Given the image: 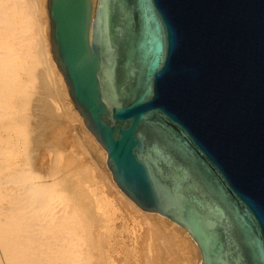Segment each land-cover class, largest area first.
<instances>
[{
  "label": "water",
  "instance_id": "obj_1",
  "mask_svg": "<svg viewBox=\"0 0 264 264\" xmlns=\"http://www.w3.org/2000/svg\"><path fill=\"white\" fill-rule=\"evenodd\" d=\"M52 54L120 189L201 264H264V0H48Z\"/></svg>",
  "mask_w": 264,
  "mask_h": 264
},
{
  "label": "bare ground",
  "instance_id": "obj_2",
  "mask_svg": "<svg viewBox=\"0 0 264 264\" xmlns=\"http://www.w3.org/2000/svg\"><path fill=\"white\" fill-rule=\"evenodd\" d=\"M47 4L48 0H0V119L10 118L14 121L20 118L40 80L41 83H52L55 78L60 83L63 97L70 102L67 104L74 105L52 54ZM74 113L71 116L73 122L77 123L82 133L90 135L88 141L103 168H107L109 179L106 180L110 181V188L113 187L118 197L109 194V191L108 195L105 193L104 183H98L97 174L93 168H88L87 163L83 162L74 168L77 164L72 166L65 156V161H58L60 166L57 165V172H51V175L39 182L28 181L32 179L30 174L29 178L25 177L27 174L24 175L16 168L19 164L13 163L14 157L19 155V134L17 141L10 142L9 148H0V158L4 156L0 163V175L8 178L0 180V198L7 203L6 211L0 208L1 256L6 264H158L157 257V262L149 263L155 258H150L154 253H150V246L155 244L156 256L165 248L160 250L164 245L161 246L162 236L157 233L158 230L155 232L151 227L146 229L150 217L170 222L174 233L169 232L171 238L175 237L176 240L180 238L176 229L184 230L160 214L143 211L120 189L108 166V153L88 131L75 106ZM7 158L14 159L10 162ZM62 158L60 156L58 159ZM84 166L91 175L79 187L75 185L78 179L77 168L83 170ZM9 182L16 185V189L6 194L4 188L9 186ZM143 229L147 234H141ZM184 233L193 240L189 233ZM169 240L172 242V239ZM187 242L185 240L182 244ZM146 244L147 253L144 252ZM195 249L198 250L197 245ZM159 256L164 258L163 255ZM162 258L158 257L164 260ZM170 262L168 259L167 263Z\"/></svg>",
  "mask_w": 264,
  "mask_h": 264
},
{
  "label": "rangeland",
  "instance_id": "obj_3",
  "mask_svg": "<svg viewBox=\"0 0 264 264\" xmlns=\"http://www.w3.org/2000/svg\"><path fill=\"white\" fill-rule=\"evenodd\" d=\"M52 80H53L52 83L54 82L53 84L51 83V81H49V83H45V81H44V83H41L42 80L39 81V84H37V86H36L37 90H34L32 97L29 99L28 104L26 106V109L23 111V114L20 116V118H16V119H14V121H12L10 118H6V119L1 118L0 119V137L2 136V138H0V143L1 142L3 143V145L2 144L0 145V148H9L11 146L10 142L12 140L17 141V139L19 138V134H20V140L18 143V145L20 146V147H18L19 155L17 157H14L15 160H13L14 158H11V159L7 158V159L10 160V162H12V160H13V163L16 165L19 164L20 166L17 165L18 167H16V168L21 170V172L24 175L27 174L25 177L29 178V174H30V178H32V179L29 180L28 178H26V180L27 179H28V181L33 180V182H39L40 180H45L49 174L51 175V172H52V174L55 171L57 172V169H58L57 165L59 164V162L65 161L64 159L66 158V161L69 160L71 162L72 166L77 164L74 166V168L78 167L83 162L85 164L87 163L88 168H90V167L93 168V170L97 174L96 177H97L98 183L100 185L104 183L105 193L108 195V193L110 192L109 194L116 195L114 193L115 191H114L113 187L110 188V185H111V183L109 184L110 181L107 182V180L109 179V176H108L109 174H108L107 168L106 169L103 168L102 162L98 160L99 157H97L96 153L93 151V148L90 144L91 142L88 141V138L90 137V135H88L85 132L82 133L80 128L77 126V123L73 122L74 119L71 116H72V113H74V105L70 104V106H69L67 104V102L68 103H70V102L68 100L67 101L65 100L66 99L65 96L63 97V94L61 93L60 83L57 80L55 81V78H53ZM38 85L41 87V89ZM42 87H44V88H42ZM38 89H40V90H38ZM43 89H44V91H43ZM35 93H36V95H35ZM38 99H40V100H38ZM64 103H66V105ZM24 113H25V115H24ZM12 122L15 124H13ZM20 122H22V123H20ZM12 124L15 126H13ZM10 127H12V129ZM13 127H16L18 129L15 130ZM21 132L23 133V135L21 134ZM24 132H25V134H24ZM90 139H91V137H90ZM60 156H61V158L63 157L62 160L58 159ZM64 156H65V158H64ZM3 159H4V156L0 158V163H2L1 161H3ZM77 160H78V162H77ZM0 166H1V164H0ZM59 166H60V164H59ZM88 168L85 169V166L83 167V170H81V168H77L78 169V171H77L78 179H76L75 185L80 187V185L83 181H88V179H89L88 177L91 175V173L88 171ZM4 173H7V172L4 171ZM99 174H101V175H99ZM60 175H62V174H60ZM60 175L58 177H61ZM82 175H83V177H81ZM104 176H105V178H104ZM3 177H4L3 174L0 175V180L7 178V176H5L4 178ZM7 184L9 186H6L5 187L6 189L4 188V193L7 194V192H9V193L15 192L14 190L16 189V187H14V186H16V185H14L13 183H10V182ZM73 189H75V187ZM87 202H88V200H87ZM6 204L7 203L2 202L1 198H0V208L2 211L7 210V207H5ZM3 209H5V210H3ZM152 216H155V215H152ZM156 219H159V217H156ZM160 222H162V221L155 220L154 218L150 217V220H148V224H150V225L147 224L146 229L148 228V230H149V228L151 227L150 229L155 231V232H157V230H158L157 233L158 234L160 233V236H162V237H160L161 246L162 245H164V246H162V247L160 246L161 247L160 250L164 249V248L166 250L164 249V250H162V252L160 251L159 255H163L164 258H162V256H159V255L156 256L157 254H155L156 251L153 247V246H155V244H154L153 246L151 245L152 247L150 246V251L151 250L152 251L151 252L149 250L148 251L150 253L154 252L151 254L150 258L152 259V257H155V258H153V259H155V261L152 259L151 261H149V263L152 261H153V263L158 261V264H162V263L166 264L168 262V259H169V261H171L170 264H200V261H201L200 253L198 250L195 249L196 245L193 243V240L189 239V237L181 229H176L178 237H180V238H177V240L175 237L171 238L172 234L170 232H173V230L171 229V227H172L171 223L168 221L162 222V223L167 224V225L166 224L164 225L162 223L160 224ZM163 228L164 229L166 228V229L164 230ZM144 230L145 229H143L141 231V234H143ZM144 233L147 234L146 231ZM143 235H145V234H143ZM168 235H169V238H167ZM147 236H149V235H146V237ZM169 239H172V242L174 241V243H172ZM179 239H181L182 241ZM185 240H186V242L187 241L188 242L186 244H182L183 241L185 242ZM179 241L181 244L179 243ZM165 243H166V245H165ZM146 246L148 247V244H146L145 247ZM178 246H180V247H178ZM182 246H183V248L185 246V248L183 249ZM147 247H146V250L144 251L145 253H147L146 252ZM174 248H176L177 251ZM153 249H154V251H153ZM1 255H2V253L0 252L1 264H6L3 256H1ZM184 255H186V256H184ZM169 256H171V257H169ZM156 257H157V261H156ZM158 257H161L162 259H164V260L166 259V260L164 261V260L160 259L161 260L160 261L158 259ZM175 259H177V260H175ZM162 261H164L165 263ZM181 262H183V263H181Z\"/></svg>",
  "mask_w": 264,
  "mask_h": 264
}]
</instances>
